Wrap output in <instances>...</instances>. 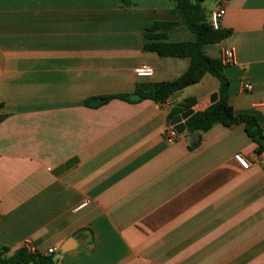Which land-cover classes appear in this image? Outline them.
Wrapping results in <instances>:
<instances>
[{"label":"crops","instance_id":"1","mask_svg":"<svg viewBox=\"0 0 264 264\" xmlns=\"http://www.w3.org/2000/svg\"><path fill=\"white\" fill-rule=\"evenodd\" d=\"M128 1L0 0V246L52 249L54 264H264V153L254 154L243 125L215 124L195 148L186 133L163 137L184 100L193 112L217 100L215 77L162 104L83 105L173 81L190 64L142 48L145 30L180 21L176 3ZM202 6L225 10L220 29L231 34L204 52L234 50L223 69L229 104L264 133V0ZM165 36L195 40L183 25ZM142 64L151 78L135 76Z\"/></svg>","mask_w":264,"mask_h":264},{"label":"trees","instance_id":"2","mask_svg":"<svg viewBox=\"0 0 264 264\" xmlns=\"http://www.w3.org/2000/svg\"><path fill=\"white\" fill-rule=\"evenodd\" d=\"M124 5H129L128 0H121ZM176 3V12L180 16L178 23H158L145 30L143 37V51L154 52L160 57L188 58L190 64L187 70L177 79L170 82L136 84L132 94L90 97L83 101L86 107L97 108L117 99L128 103H138L151 100L157 104L164 103L172 94L188 86L197 84L205 74L215 77L219 81L217 100L208 108L193 114L185 121L186 134L198 133L200 136L210 130L213 125L223 126L241 124L247 137L255 145L254 154L260 156L264 153V133L257 119L250 114H235L229 104V80L223 73L224 66L220 59L209 57L204 52V46L216 44L230 36V30H214L209 21V14L202 4L204 0H169ZM183 25L191 32L195 40L186 43L161 42L166 39L165 33L175 27ZM155 31L162 33L155 34ZM194 100H184L177 108L173 109L167 119L170 122L174 117L184 111L190 110ZM2 106L0 105V108ZM3 117L0 116V120ZM197 144L190 148H195ZM52 254L44 255L39 252H30L26 248L11 251L0 246V264H54Z\"/></svg>","mask_w":264,"mask_h":264},{"label":"built area","instance_id":"3","mask_svg":"<svg viewBox=\"0 0 264 264\" xmlns=\"http://www.w3.org/2000/svg\"><path fill=\"white\" fill-rule=\"evenodd\" d=\"M225 10L222 7H218L215 10L211 11L209 14V21L214 30H217L220 28V20L224 16ZM235 61V54L234 50L232 48H226L221 51L220 53V62L223 66H228L230 64H233ZM134 74L137 78H151L153 76V70L148 65H139L134 69ZM245 91H251V85L245 84L244 85ZM260 105L264 107V98L260 101ZM179 135L176 134V132L173 130L171 126H167V128L163 131V137L167 144H172L176 141ZM234 160L237 162V164L243 168L248 169L250 166V162L245 159L241 154H235ZM54 250L49 249L47 250L46 254L50 255L53 254Z\"/></svg>","mask_w":264,"mask_h":264},{"label":"water","instance_id":"4","mask_svg":"<svg viewBox=\"0 0 264 264\" xmlns=\"http://www.w3.org/2000/svg\"><path fill=\"white\" fill-rule=\"evenodd\" d=\"M216 101V95L214 94L212 96V103ZM193 114V111L187 110L182 112L181 114L177 115L176 117H174L170 122H169V126H171L173 128V130L176 132L177 135H182L184 133H186V126H185V121ZM187 138H189L191 140L192 145H195L198 143L199 141V134L198 133H189L186 134ZM78 245H81L82 242L81 241H77ZM71 249V247L69 246V242H66L64 244V246L61 248V252H67Z\"/></svg>","mask_w":264,"mask_h":264}]
</instances>
